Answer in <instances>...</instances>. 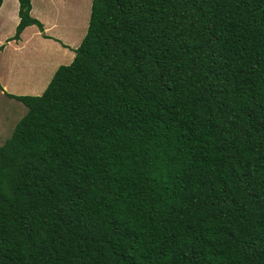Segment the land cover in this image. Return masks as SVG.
Instances as JSON below:
<instances>
[{
  "label": "trees",
  "instance_id": "trees-1",
  "mask_svg": "<svg viewBox=\"0 0 264 264\" xmlns=\"http://www.w3.org/2000/svg\"><path fill=\"white\" fill-rule=\"evenodd\" d=\"M75 52L10 95L0 264H264V0H93Z\"/></svg>",
  "mask_w": 264,
  "mask_h": 264
},
{
  "label": "crops",
  "instance_id": "crops-1",
  "mask_svg": "<svg viewBox=\"0 0 264 264\" xmlns=\"http://www.w3.org/2000/svg\"><path fill=\"white\" fill-rule=\"evenodd\" d=\"M79 1L81 2V0H32L31 14L42 22L44 28L41 30L37 25H31L25 28L17 40L12 37L6 40L0 39V49L6 48L3 43L7 41L8 45L15 43L13 48L17 53L22 51V54H25L20 62L16 59L10 64L9 67L15 72H8L6 77L0 76L1 95H37L35 91L43 87L44 81L46 80L47 83L49 77H51L49 82L51 81L59 66L64 64L62 60L74 59L75 48L80 44L79 41L74 40V37L81 30L83 13ZM19 7V0H3L0 7V27L2 26L0 29L3 30L0 31V36L4 35V26L10 25V21L17 27L20 21ZM56 36L64 37L66 41L61 45L47 43L46 39ZM38 44L40 47L43 45L50 47L51 52L47 58H42L38 54L33 56V51L39 52ZM36 65L39 67L37 71ZM22 70H25L24 75L21 74ZM44 87L46 89L47 86Z\"/></svg>",
  "mask_w": 264,
  "mask_h": 264
},
{
  "label": "rangeland",
  "instance_id": "rangeland-1",
  "mask_svg": "<svg viewBox=\"0 0 264 264\" xmlns=\"http://www.w3.org/2000/svg\"><path fill=\"white\" fill-rule=\"evenodd\" d=\"M92 2L93 0H81L79 1V7L83 9V13L81 15V30L78 31V35L74 37V40L81 42L82 39L85 37L88 26L90 23L91 18V11H92ZM54 3V2H53ZM55 4V3H54ZM56 4H58L56 2ZM61 5V3H60ZM1 20V19H0ZM2 27V26H1ZM0 27V28H1ZM4 35L0 36V39L6 40L9 37H13L16 32V26L14 23L10 21V25L4 26ZM3 29H0L2 32ZM37 38V37H36ZM39 38H41L39 36ZM60 38V39H59ZM73 38V37H72ZM48 44H54V45H61L63 41H66L64 37L56 36L51 37L50 39H46ZM7 41H4L3 44L6 45V48L0 49V76L6 77L7 73L9 72H15L14 69H12L10 64L13 63V60L19 59V62L21 61V57H24V55L21 53H17L12 45H8L6 43ZM2 46V45H1ZM39 44L37 48L39 49V52L33 51V56H36L38 54L42 58H47L49 52H51L50 47L47 45H43L39 48ZM62 60V59H61ZM64 64H69L72 62V59L68 58L61 61ZM40 64V62H39ZM38 64V65H39ZM20 64H18L19 66ZM34 69V67H33ZM39 67L36 65L35 70L37 71ZM25 70H22L21 74L24 75ZM6 72V73H5ZM51 77H49L50 80ZM49 80L46 83V80L44 81L43 87H40L35 91V94H41L45 90L44 86L48 84ZM29 88V87H26ZM27 107L22 103L21 101L17 100L16 98H11L8 95H1L0 92V146L6 141L8 137L11 136V134L14 131L15 126L17 125L18 121L23 117V115L26 113Z\"/></svg>",
  "mask_w": 264,
  "mask_h": 264
},
{
  "label": "clouds",
  "instance_id": "clouds-1",
  "mask_svg": "<svg viewBox=\"0 0 264 264\" xmlns=\"http://www.w3.org/2000/svg\"><path fill=\"white\" fill-rule=\"evenodd\" d=\"M31 26V25H30Z\"/></svg>",
  "mask_w": 264,
  "mask_h": 264
}]
</instances>
